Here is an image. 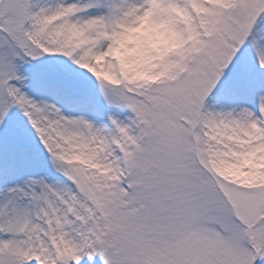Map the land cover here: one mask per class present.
I'll use <instances>...</instances> for the list:
<instances>
[{"label": "snow or ice", "instance_id": "6c2138e0", "mask_svg": "<svg viewBox=\"0 0 264 264\" xmlns=\"http://www.w3.org/2000/svg\"><path fill=\"white\" fill-rule=\"evenodd\" d=\"M0 264H264V0H0Z\"/></svg>", "mask_w": 264, "mask_h": 264}]
</instances>
